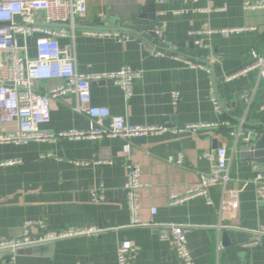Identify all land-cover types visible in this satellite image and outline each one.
<instances>
[{
  "label": "crops",
  "instance_id": "0c3cea01",
  "mask_svg": "<svg viewBox=\"0 0 264 264\" xmlns=\"http://www.w3.org/2000/svg\"><path fill=\"white\" fill-rule=\"evenodd\" d=\"M244 1L87 0L85 15L73 20L74 38L58 40L60 46L74 45L80 74H110L123 67L142 72L128 100L112 81L92 82L93 106L105 107L131 125H209L195 133L167 131L131 141L133 161L149 185L139 191L140 222L187 226L194 264H264V235L256 234L264 231V197L258 195L264 182L255 183L264 165L241 156L264 131V84L254 70L231 78L251 66L253 54H264V11H244ZM64 27L70 32L69 25ZM155 28L165 38L163 56L154 54L159 47L154 36L143 43L130 35L153 33ZM227 28L251 29L230 36L195 34ZM35 40L36 36L25 42L29 59L35 57ZM173 56L204 64L210 74ZM59 83L43 81L35 87L47 91ZM173 93L178 94L176 105ZM211 94L221 104L220 114L214 111ZM74 103L70 95L52 101L50 123L41 129L89 131L91 122L73 112ZM224 121L232 127L220 125ZM239 127L242 135L232 136ZM13 129L0 124V133ZM122 146L120 139L111 138L0 144V163L17 162L0 166L1 236L21 238L26 221L43 225L31 232L33 238L66 228L102 230L22 248L13 264H117L122 242L137 248L132 264H181L159 229L129 227ZM219 148L227 152L230 181L224 188L209 190L212 204L199 196L169 205L170 196L182 197L202 186L212 167L203 154ZM98 190L103 199L93 202L92 192ZM254 239L256 244H250ZM0 264H6L5 255Z\"/></svg>",
  "mask_w": 264,
  "mask_h": 264
},
{
  "label": "built area",
  "instance_id": "2783aa9c",
  "mask_svg": "<svg viewBox=\"0 0 264 264\" xmlns=\"http://www.w3.org/2000/svg\"><path fill=\"white\" fill-rule=\"evenodd\" d=\"M87 10V0H0V124L14 126L13 131L0 133V144L26 145L30 142H54L59 139L67 140H96L101 138L120 139L123 142L122 154L125 162L126 176L124 189L130 213L129 227L148 225L159 229L160 238L169 240L172 250L181 264H194L187 248L186 235L188 227L181 224H142L139 219V191L149 185L141 179V167L133 161L131 141L143 136H154L171 132L173 134L195 133L206 124H189L181 128L166 126L131 125L120 116H112L105 107L91 104V83L97 80H110L118 86L126 100L132 96V83L141 77L142 72L123 67L116 72L102 75H83L76 69L74 45L60 46L59 39L71 36L74 38L73 20L83 17ZM243 10L247 12L264 11V0H246ZM70 26V32L64 27ZM251 28H227L218 31L204 30L196 35L213 33L230 36ZM85 34L109 35V33L84 30ZM156 44V56H163L165 38L159 28L153 31ZM36 36L35 57L27 56L26 40ZM18 37L24 40L20 45ZM254 62L250 67L231 77L256 71L258 78L264 84V54H253ZM192 69H201L210 74L208 67L199 62L173 56ZM229 78V79H231ZM56 80L60 83L47 91L35 87L37 82ZM70 95L75 99L73 112L86 117L92 124L89 131L63 130L48 132L41 126L50 123L52 101ZM178 94H172V103L176 105ZM210 101L214 111L221 113V104L211 94ZM220 125L231 128L228 121ZM232 136L242 135V128L230 133ZM203 157L211 162L212 167L202 178V186L193 188L179 197L170 196L169 205H178L194 197H204L208 205L212 204L209 190L214 187H225L229 181L228 157L224 148L214 152H205ZM172 160H169L171 163ZM181 161V156L178 162ZM16 161H4L0 166H12ZM86 165V164H82ZM264 182V169L260 171L255 183ZM259 196L264 197V191L259 188ZM92 201L103 199L102 191L92 192ZM224 207V206H223ZM222 207V208H223ZM221 208V209H222ZM156 214V209H151ZM37 227L43 228L41 222L26 221L23 226V236L18 239L6 238L0 235V252L5 253L6 264H13L18 251L22 248L45 242L69 239L102 230L94 228H66L58 231H44L42 237L33 238L31 232ZM259 236L264 231L256 232ZM254 239L250 244H256ZM137 248L128 242H122L117 248V264H132L136 257Z\"/></svg>",
  "mask_w": 264,
  "mask_h": 264
},
{
  "label": "water",
  "instance_id": "95a60500",
  "mask_svg": "<svg viewBox=\"0 0 264 264\" xmlns=\"http://www.w3.org/2000/svg\"><path fill=\"white\" fill-rule=\"evenodd\" d=\"M131 37L142 40L143 43H146L147 40L151 39L154 34L153 33H143V34H135L130 32ZM241 156L243 158L251 159L255 161L257 164L264 165V131L261 133V136L258 140L253 143L250 149L242 152ZM5 253L0 252V256H4Z\"/></svg>",
  "mask_w": 264,
  "mask_h": 264
}]
</instances>
